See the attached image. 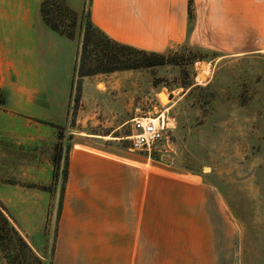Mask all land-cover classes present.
I'll use <instances>...</instances> for the list:
<instances>
[{
	"label": "crops",
	"instance_id": "1",
	"mask_svg": "<svg viewBox=\"0 0 264 264\" xmlns=\"http://www.w3.org/2000/svg\"><path fill=\"white\" fill-rule=\"evenodd\" d=\"M41 2L0 0V87L9 110L35 115L33 110L56 103L50 117L65 119L81 39L51 30ZM194 2L190 34L189 0H92L91 16L117 42L154 52L177 49L187 39L207 47L208 38L264 37L257 24L245 26L248 17L264 22V0ZM67 3L77 12L84 9V2ZM238 48L236 54L252 51L246 43ZM85 96L84 90L79 130H91L88 121L97 115L87 114ZM112 118H99L97 130L110 119L109 130H120L127 111ZM111 139L75 138L51 264H233L230 224L201 178L155 165L159 161L145 150L127 152Z\"/></svg>",
	"mask_w": 264,
	"mask_h": 264
},
{
	"label": "rangeland",
	"instance_id": "2",
	"mask_svg": "<svg viewBox=\"0 0 264 264\" xmlns=\"http://www.w3.org/2000/svg\"><path fill=\"white\" fill-rule=\"evenodd\" d=\"M73 1L81 7L84 2L87 11L89 0ZM83 11H76L79 17ZM255 21L248 17L245 26L257 24L264 34V22ZM83 34L77 23L75 38L81 39V46ZM203 41L208 45L204 48L219 56L191 64V52L180 49L181 65L88 75H81L80 47L65 119L50 117L58 111L56 103L33 110L35 115L9 110L0 90V208L25 242L12 239L11 233L10 259L0 250V264H39L38 259L51 264L64 172L75 138L102 134L131 152L132 119L142 116H162L167 127L165 139L152 149L151 157L159 161L153 164L197 175L227 216L233 264H264V37ZM245 43L252 51L236 54L238 45ZM89 60L96 62L98 56ZM202 61L207 65L200 70ZM96 65L88 63L86 71ZM189 82L193 85L187 86ZM84 90L87 114L97 113L88 121L91 130H79L77 123ZM126 111V125L109 130L112 117H124ZM103 117L111 119L97 130L101 125L94 123Z\"/></svg>",
	"mask_w": 264,
	"mask_h": 264
},
{
	"label": "trees",
	"instance_id": "3",
	"mask_svg": "<svg viewBox=\"0 0 264 264\" xmlns=\"http://www.w3.org/2000/svg\"><path fill=\"white\" fill-rule=\"evenodd\" d=\"M91 4L92 0H89L87 11H83L80 17L78 13L69 6L67 0H42L40 4V14L43 22L51 30L61 36L74 39L75 28L77 23H79L80 28L84 32L81 46V75L108 73L116 70L140 69L156 65H181L182 61L180 58L182 59L184 53H181L180 49L191 52V64H194L199 60H210L219 56V53L213 49L191 45L188 39L179 49H168L164 52L148 51L131 45L121 44L111 38L93 22L91 16ZM194 10L195 2L194 0H189V34L195 22ZM92 55L98 56L96 62L94 60H89ZM90 62L97 64V68L92 72L86 71L88 63ZM186 85L191 86L193 83L189 82ZM67 173L68 161L64 172L65 180ZM11 233L13 235H11L13 237L12 239L17 238L20 242L25 243L22 236L14 228L0 208V250L5 259H10L7 256V249ZM38 263L44 264L41 259H38Z\"/></svg>",
	"mask_w": 264,
	"mask_h": 264
},
{
	"label": "built area",
	"instance_id": "4",
	"mask_svg": "<svg viewBox=\"0 0 264 264\" xmlns=\"http://www.w3.org/2000/svg\"><path fill=\"white\" fill-rule=\"evenodd\" d=\"M147 116L132 119L134 135L132 136L133 149L145 150L150 155L155 145L165 139L167 130L162 116L156 118L157 122Z\"/></svg>",
	"mask_w": 264,
	"mask_h": 264
},
{
	"label": "water",
	"instance_id": "5",
	"mask_svg": "<svg viewBox=\"0 0 264 264\" xmlns=\"http://www.w3.org/2000/svg\"><path fill=\"white\" fill-rule=\"evenodd\" d=\"M207 65L206 61H202L201 62V66H200V70L203 69L205 66ZM197 75L201 78V79H205L206 77L200 72H197Z\"/></svg>",
	"mask_w": 264,
	"mask_h": 264
},
{
	"label": "bare ground",
	"instance_id": "6",
	"mask_svg": "<svg viewBox=\"0 0 264 264\" xmlns=\"http://www.w3.org/2000/svg\"><path fill=\"white\" fill-rule=\"evenodd\" d=\"M203 75H204V74H203ZM161 99H162L163 102H166V100H167L166 95H165V94H161ZM153 121H154V122H157L156 119H154Z\"/></svg>",
	"mask_w": 264,
	"mask_h": 264
}]
</instances>
